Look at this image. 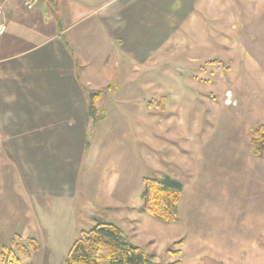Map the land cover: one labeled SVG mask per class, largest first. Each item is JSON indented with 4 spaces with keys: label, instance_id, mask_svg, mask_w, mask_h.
Segmentation results:
<instances>
[{
    "label": "rangeland",
    "instance_id": "1",
    "mask_svg": "<svg viewBox=\"0 0 264 264\" xmlns=\"http://www.w3.org/2000/svg\"><path fill=\"white\" fill-rule=\"evenodd\" d=\"M202 15L193 13L204 34L196 32L193 39L183 25L145 70L129 73V87L119 95L129 92L128 100L107 105L95 183L78 196L79 232L69 229L75 215L58 211L53 230L40 227L36 201L26 204L2 184L0 250L33 240L38 250L21 256L23 264H66L72 245L99 222L122 228L161 264L178 259L169 250L179 242L174 249H181L182 264L194 262L183 257L197 248L215 260L217 246L231 250L232 258L241 255L244 264L264 246V154L255 156L250 144L252 131L264 123V66L254 56L264 55V41L260 47L239 45L230 30L223 41ZM165 176L184 185L179 218L170 223L140 211L145 179ZM83 194L94 197L90 209Z\"/></svg>",
    "mask_w": 264,
    "mask_h": 264
},
{
    "label": "crops",
    "instance_id": "2",
    "mask_svg": "<svg viewBox=\"0 0 264 264\" xmlns=\"http://www.w3.org/2000/svg\"><path fill=\"white\" fill-rule=\"evenodd\" d=\"M196 9L215 24L223 41L227 30L239 45L248 41L260 47L264 41V0H40L33 10L19 0H5L0 185L12 186L26 204L36 201L40 227L53 230L52 214L58 211L75 215L68 224L71 232L78 231V196L95 183L92 171L109 119L107 105L128 100L129 92L119 95L129 87V73L145 70L183 25L193 39L196 32L205 33L200 18L193 17ZM226 9L233 10L232 17L224 16ZM254 56L264 66V55ZM91 94H99L94 119ZM93 198L82 195L91 201L86 209ZM215 249L220 253L215 260L198 248L182 257L193 258L187 264H242L241 255L232 258L231 250ZM250 253L244 264H264V246Z\"/></svg>",
    "mask_w": 264,
    "mask_h": 264
},
{
    "label": "trees",
    "instance_id": "3",
    "mask_svg": "<svg viewBox=\"0 0 264 264\" xmlns=\"http://www.w3.org/2000/svg\"><path fill=\"white\" fill-rule=\"evenodd\" d=\"M99 94L90 95V113L94 119L95 103ZM251 149L255 156L264 154V123L254 129L250 135ZM144 212L155 219L170 223L179 218V204L184 185L170 177L147 178L144 182ZM28 246L15 242L12 248L0 250L2 264H23L21 256H31V251L38 250L35 241L30 240ZM183 243H175L170 254L178 259L170 264H182L180 247ZM33 247V249H32ZM32 249V250H30ZM66 264H161L154 260L142 247L131 243L126 233L113 223L99 222L88 232L82 234L71 247Z\"/></svg>",
    "mask_w": 264,
    "mask_h": 264
},
{
    "label": "built area",
    "instance_id": "4",
    "mask_svg": "<svg viewBox=\"0 0 264 264\" xmlns=\"http://www.w3.org/2000/svg\"><path fill=\"white\" fill-rule=\"evenodd\" d=\"M20 3L28 10H33L40 2V0H19ZM4 2L0 0V37H2L7 30V23L4 19Z\"/></svg>",
    "mask_w": 264,
    "mask_h": 264
}]
</instances>
